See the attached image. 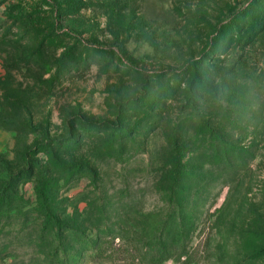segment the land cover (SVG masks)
Here are the masks:
<instances>
[{"label":"rangeland","instance_id":"1","mask_svg":"<svg viewBox=\"0 0 264 264\" xmlns=\"http://www.w3.org/2000/svg\"><path fill=\"white\" fill-rule=\"evenodd\" d=\"M263 249L264 0H0V264Z\"/></svg>","mask_w":264,"mask_h":264},{"label":"trees","instance_id":"2","mask_svg":"<svg viewBox=\"0 0 264 264\" xmlns=\"http://www.w3.org/2000/svg\"><path fill=\"white\" fill-rule=\"evenodd\" d=\"M204 84V83H203ZM197 87H199V86H197ZM192 105V104H191ZM43 197V196H42ZM43 206L46 208V205H45V203L43 202ZM261 255H263L264 256V249L262 250V253H261ZM263 258V257H262Z\"/></svg>","mask_w":264,"mask_h":264}]
</instances>
